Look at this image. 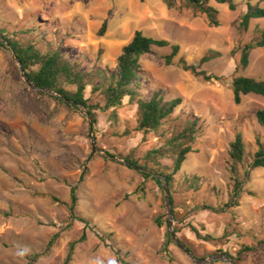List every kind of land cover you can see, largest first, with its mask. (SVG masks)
<instances>
[{
	"label": "rangeland",
	"instance_id": "obj_1",
	"mask_svg": "<svg viewBox=\"0 0 264 264\" xmlns=\"http://www.w3.org/2000/svg\"><path fill=\"white\" fill-rule=\"evenodd\" d=\"M234 3L236 11L210 2L219 11L220 27L214 28L189 9H169L163 0H0V31L55 43L66 60L85 71L115 72L118 57L136 32L179 45L171 65L165 62L170 47L154 48L143 56L135 87L144 99L158 91L168 101L181 98L175 117L196 118L202 128L195 152L174 179L176 235L197 259L237 256L242 246H250L255 251L245 254L239 264H264V169L251 168L250 161L236 174L229 156L238 133L251 160L258 140L264 143V130L256 119L257 111L264 110V98L248 95L236 105L230 85L239 76L264 80V48L252 52L247 69L239 66L241 47L264 33V19L253 20L249 31L241 33V18L248 3L264 8V0ZM105 22L107 30L100 36ZM3 44L0 264H29L34 257L33 264H64L71 244L83 236L86 239L77 244L71 264H113L116 250L132 264H196L174 242L169 254L164 252L169 222L163 227L156 223L159 216L168 220L163 181L158 186L144 180L125 164L124 158L139 161L163 145L153 135L147 140L135 133L125 135L136 127V106L96 110L93 136L99 151L93 153L87 111L30 87ZM207 57L210 61L202 63ZM182 59L226 81L204 82L180 68ZM159 165L171 172L173 162L163 158ZM195 177L198 189L186 183ZM237 180L242 185L236 192ZM75 186L78 201L72 218Z\"/></svg>",
	"mask_w": 264,
	"mask_h": 264
},
{
	"label": "trees",
	"instance_id": "obj_2",
	"mask_svg": "<svg viewBox=\"0 0 264 264\" xmlns=\"http://www.w3.org/2000/svg\"><path fill=\"white\" fill-rule=\"evenodd\" d=\"M144 1L141 0V2ZM163 1L169 9L180 7L189 9L195 15L203 17L210 27H220L219 11L210 5L212 0ZM215 1L222 5H228L231 11H236L234 0ZM262 19H264V8L248 3L247 11L241 18L239 31L241 33L248 32L253 20ZM107 26L108 23L105 22L100 30V36L105 34ZM32 32L33 30L31 32L29 31V33ZM0 38L15 52L25 74L35 87L39 90L56 94L58 98L55 99L68 107L77 110L84 108L93 125L97 124L96 110L98 109L104 111L117 110L128 103L136 106V127L133 130H126L125 135L128 136L135 133L141 135L143 140H147L149 136L153 135L158 137L163 145L148 151L142 160H133L130 157H126L124 160L141 169L159 175L169 184L173 214L176 218L175 210L177 209V202L173 192L174 179L181 171L188 155L195 152L194 146L197 144L202 131L200 121L190 116L175 117V111L182 103L181 98L168 101L158 91L154 92L149 99H144L140 97L135 87L140 82V61L143 56L151 54L154 48L170 47L171 53L165 58V62L166 65H171L180 53L179 45H171L168 41L156 40L145 36L142 32H136L132 41L123 48L121 55L118 57L115 72H111L109 69L99 68L93 71H85L79 64L66 60L57 44L48 42L43 38L29 40L18 35L9 36L3 31H0ZM0 46L4 47V44L0 42ZM262 48H264V33L257 39L241 47L240 68L242 70L247 69L250 64L252 52ZM210 59L209 57L204 58L202 63L210 61ZM179 66L183 71L190 72L196 78H201L204 82L226 81L224 78L206 73L201 69L200 64L191 65L182 59L180 60ZM230 85L236 105H240L243 97L248 95H256L264 98V80L239 76L233 78ZM256 119L264 130L263 109L257 111ZM229 156L234 173L236 174H238V167H246L251 162V166L249 165L251 168L264 169V143L260 140H258V149L251 156V160L250 155L247 153L244 137L241 133H238L235 140L230 143ZM163 158H170L172 160L173 166L171 172H168L169 168L162 169L160 167L159 160ZM138 174L144 180L151 179L158 186H161V181L154 178L152 174L140 171H138ZM83 179L82 177L80 182ZM186 183L190 188H199V178L197 177L187 179ZM241 185L242 183L237 180L236 192L240 189ZM71 194V217L76 218L75 208L78 201L77 186L71 188ZM54 201L60 203L56 198H54ZM166 218V215L159 216L156 219V223L163 227L164 224L168 223ZM80 221L84 222L87 226L90 225L84 219ZM191 228L198 237H201V234L195 227L192 226ZM175 233L177 234V230ZM57 239L58 235L50 242L49 249ZM85 239L86 237L83 236L79 241L71 244L64 264H71L77 244L85 241ZM171 244H173L171 235L167 233L164 252L169 254L168 248ZM261 244H264V242H261ZM253 251H255L253 247L242 246L237 256H233L230 253H226V255L234 260L236 264H239L243 261L245 254L252 253ZM115 254L116 261L113 264H132L119 250H116ZM193 256L195 257L196 255L193 254ZM36 260L37 257H34L29 264H33Z\"/></svg>",
	"mask_w": 264,
	"mask_h": 264
},
{
	"label": "water",
	"instance_id": "obj_3",
	"mask_svg": "<svg viewBox=\"0 0 264 264\" xmlns=\"http://www.w3.org/2000/svg\"><path fill=\"white\" fill-rule=\"evenodd\" d=\"M3 43H5L3 40H2ZM7 45V43H5ZM8 48L12 51V54H13V57L15 59V61L17 62V64L19 65V68H20V72L22 74V77L24 78L25 82L30 86L32 87L33 89L37 90V91H40V92H44V93H49V94H54V93H51V92H48V91H42V90H39L37 87H35L31 82L30 80L28 79L27 75L25 74V71L21 65V62L20 60L18 59L17 55L15 54V52L11 49V47L9 45H7ZM56 95V94H54ZM57 96V95H56ZM68 102V101H66ZM70 103V102H68ZM71 104V103H70ZM90 132H91V139H92V150H93V153H96L98 150V147L96 145V138L93 136V124L92 122L90 123ZM109 158L113 159V160H116V157L114 156H109ZM125 164L130 167V168H133L137 171H140V172H147V173H150L153 175L154 178H157L159 179L160 181H163V185H162V188L164 190V193H165V201H166V207H167V212H168V222H169V226H170V235H171V238H172V241L188 256L190 257L196 264H210L214 261H218V260H221V261H225L229 264H236L234 260H232L229 256L227 255H220V256H215L213 258H211L210 260H201V259H197L193 256V254L188 250V248L178 239L176 233H175V229H174V221H175V218H174V214H173V207H172V204H171V195H170V188H169V184L162 178L160 177L159 175L157 174H154L150 171H147V170H144V169H141L129 162H125Z\"/></svg>",
	"mask_w": 264,
	"mask_h": 264
}]
</instances>
